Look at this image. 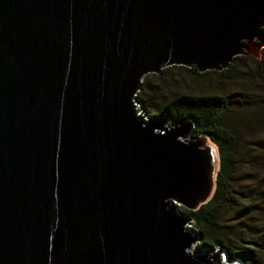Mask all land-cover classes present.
Wrapping results in <instances>:
<instances>
[{
    "label": "water",
    "instance_id": "95a60500",
    "mask_svg": "<svg viewBox=\"0 0 264 264\" xmlns=\"http://www.w3.org/2000/svg\"><path fill=\"white\" fill-rule=\"evenodd\" d=\"M263 47L264 0H0V264H239L179 209L215 146L136 93Z\"/></svg>",
    "mask_w": 264,
    "mask_h": 264
},
{
    "label": "trees",
    "instance_id": "16d2710c",
    "mask_svg": "<svg viewBox=\"0 0 264 264\" xmlns=\"http://www.w3.org/2000/svg\"><path fill=\"white\" fill-rule=\"evenodd\" d=\"M260 52V61L263 66L264 47ZM166 69L168 68L162 69L161 72ZM232 70L233 64L230 63L227 68L218 73L228 78L232 76ZM191 71L198 73L195 68ZM258 76L260 78L257 80H264L261 75L258 74ZM235 99L233 93L182 92L161 101L152 115L164 114L173 120H190L193 125L191 136L204 135L217 147L219 166L212 196L196 210H187L179 206L182 212L190 216L193 227L198 230L202 239L201 245L211 248L219 247L233 262L239 260L242 264H263L264 255L260 249L263 242L256 241L257 231L253 230L254 227L247 220L248 216L257 211V204L245 203L242 198L233 197L232 189L238 169V137L235 131L225 123L224 116L239 112ZM139 100L146 111L151 109L148 101ZM260 105H264V99ZM246 111L245 115L257 113L255 107H247ZM257 197L258 200L264 201V195ZM236 207H238L236 212L231 216L232 223L222 226L220 223L222 212L231 211ZM235 237L237 241H232L231 239ZM262 240L264 241V238ZM243 241L251 246L240 244Z\"/></svg>",
    "mask_w": 264,
    "mask_h": 264
},
{
    "label": "rangeland",
    "instance_id": "374dc122",
    "mask_svg": "<svg viewBox=\"0 0 264 264\" xmlns=\"http://www.w3.org/2000/svg\"><path fill=\"white\" fill-rule=\"evenodd\" d=\"M260 56L261 52L259 53L258 67L257 58L251 53L234 57L232 76L228 78L220 75L216 70L194 73L191 71L194 67L169 66L168 69L159 74L144 75L136 95L139 99L151 104V109L144 111L148 115H152L156 112L155 108L161 101L178 93L217 92L234 94L236 98L234 102L237 103L239 112L228 113L224 116L225 123L235 131L238 137V169L236 182L232 189L233 197L242 198L245 203L257 204V211L248 216L247 220L251 222L254 227L253 230L257 231L255 233L256 241L263 242L260 249L264 255V241L262 240L264 238V201L258 200L257 197L264 195V105H260L264 99V80H257L260 78L258 74L264 78V65L261 64ZM140 106L141 104L137 108ZM247 107H255L256 115H245ZM208 142L214 145L209 140ZM215 150L217 151L216 146ZM217 165L219 166V160ZM237 208L222 212L223 215L220 220L222 226L232 223L231 216ZM189 226L198 233L192 222ZM231 240L237 241V238ZM201 242L202 239L198 233L194 247L200 246ZM245 242L240 244L251 246ZM218 248L215 247L213 250ZM224 259L230 261L226 255ZM237 261L242 264L239 260Z\"/></svg>",
    "mask_w": 264,
    "mask_h": 264
}]
</instances>
